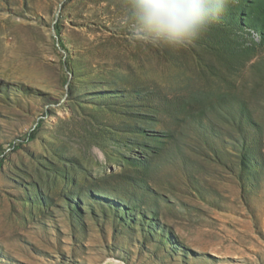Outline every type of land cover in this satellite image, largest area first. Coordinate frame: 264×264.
<instances>
[{
    "label": "rangeland",
    "instance_id": "rangeland-1",
    "mask_svg": "<svg viewBox=\"0 0 264 264\" xmlns=\"http://www.w3.org/2000/svg\"><path fill=\"white\" fill-rule=\"evenodd\" d=\"M126 7L0 0V264H264V0L180 51Z\"/></svg>",
    "mask_w": 264,
    "mask_h": 264
},
{
    "label": "clouds",
    "instance_id": "clouds-1",
    "mask_svg": "<svg viewBox=\"0 0 264 264\" xmlns=\"http://www.w3.org/2000/svg\"><path fill=\"white\" fill-rule=\"evenodd\" d=\"M231 0H127L130 35L144 46L187 49L228 9Z\"/></svg>",
    "mask_w": 264,
    "mask_h": 264
},
{
    "label": "bare ground",
    "instance_id": "bare-ground-1",
    "mask_svg": "<svg viewBox=\"0 0 264 264\" xmlns=\"http://www.w3.org/2000/svg\"><path fill=\"white\" fill-rule=\"evenodd\" d=\"M114 264H121L120 262L118 263V262H114ZM123 264V263H122Z\"/></svg>",
    "mask_w": 264,
    "mask_h": 264
},
{
    "label": "trees",
    "instance_id": "trees-1",
    "mask_svg": "<svg viewBox=\"0 0 264 264\" xmlns=\"http://www.w3.org/2000/svg\"><path fill=\"white\" fill-rule=\"evenodd\" d=\"M31 138H33V136Z\"/></svg>",
    "mask_w": 264,
    "mask_h": 264
}]
</instances>
